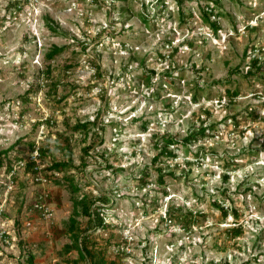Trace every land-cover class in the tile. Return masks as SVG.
Instances as JSON below:
<instances>
[{"label": "rangeland", "instance_id": "obj_1", "mask_svg": "<svg viewBox=\"0 0 264 264\" xmlns=\"http://www.w3.org/2000/svg\"><path fill=\"white\" fill-rule=\"evenodd\" d=\"M205 3L0 0V264H87L70 219L76 234L86 229L74 201L101 193L106 227L90 232V248L106 264H264V76L245 77L264 61V0H219L217 36ZM200 127L205 138L171 144L174 157L154 163L166 139ZM35 147L48 151L34 162L44 184L27 168ZM176 208L192 212L188 230Z\"/></svg>", "mask_w": 264, "mask_h": 264}, {"label": "trees", "instance_id": "obj_2", "mask_svg": "<svg viewBox=\"0 0 264 264\" xmlns=\"http://www.w3.org/2000/svg\"><path fill=\"white\" fill-rule=\"evenodd\" d=\"M177 4V6L182 9L184 7L185 3H189V2H197V3H201L206 2L204 7L200 8L201 11V16L202 19L205 23L208 24L209 28L211 29L212 33L214 34V36H217L218 31L220 30L217 18L220 16V13H214L216 10V6L219 4V0H174ZM159 4L162 5L163 4V0H159ZM18 6V4H15L13 7L16 8ZM18 8V7H17ZM161 9L158 10V16H160ZM180 18L183 21L184 20V14L183 12H181L180 14ZM214 18V20H212ZM142 21L143 22H147L148 19L142 17ZM25 42H27V38H24ZM62 49H57V48H53L47 55L46 58L47 60H52L56 55H58L61 52ZM95 66V70L97 72L98 76L100 75V66L94 64ZM251 66L254 68V72H252L251 70L248 71L245 75V77H256L259 74H262L264 76V61L259 63L258 59H254L251 63ZM258 72V73H256ZM47 73L48 70H47ZM150 74H153V72H150ZM148 76V75H144ZM226 94L228 96V98L230 99V101H233L235 99V97H237L239 95V90L238 89H234V90H226ZM194 101H197V98H194ZM249 116H251L253 119H256L257 117H255L253 115V113H248ZM98 116V115H97ZM240 116V115H238ZM237 117H233V119H236ZM98 123V117L95 118V120L91 123H83V124H78L76 125L73 129L75 131H78L79 129L81 130H86L87 127L89 125H93V126H97ZM99 128L101 130H104V126L100 125ZM142 129L145 130V126H142ZM206 128L200 127L197 131V133L195 134H191L190 136H188L186 139H184L183 141H177L172 139H166V146L163 147L160 151V154L157 155V157L154 158V163L156 161H159V157L160 156H173L174 154L172 153L171 150L168 149V146L171 144H177V143H181L182 146H184L185 144L189 143L190 141H197V140H201L203 138H205V132H206ZM95 135L97 136L98 140H102V137L98 134L95 133ZM30 146H34L33 144H30ZM92 148L89 147L88 149H85V154H88L89 149ZM48 151L46 149H39V156L41 157L42 155L47 154ZM7 155V151H1L0 152V167L3 165V161ZM70 157L71 154L69 153ZM71 161L69 163H52V165L50 166L53 170H58V171H63V170H67L68 168H70L71 166ZM85 166V164H84ZM34 167V163H30L29 165H27L28 170H31V172L33 174H35L36 172L33 169ZM235 166H231L229 164H227V170L228 171H233L235 170ZM7 170L10 171L11 167L8 166ZM158 172V185L163 186L164 185V181H163V175L160 169H157ZM143 182L142 185L139 186V188L141 187H145L148 185V177H149V173L148 171H141L140 172ZM70 181V186L72 188V191L74 193L78 192L80 190V186L76 185L73 183V177H69L68 178ZM165 195L166 192L162 191ZM99 202V206L95 207V203ZM110 202V198L106 195L101 193L99 197H97V199H88L87 197H81V199L79 200H75L74 201V215L76 217H85L87 218V224H86V229H84L81 233H77L75 232L74 229V224H75V220L74 219H70V231L72 232V238H73V246L74 248H76V250L78 251L79 257L83 260L87 261V264H106L105 259H103L99 253H97L96 251H93L92 248H90V236H91V231L93 230H98L101 228L106 227V225H104V220H103V215H102V208H104L108 203ZM214 206L216 209L220 210L222 213L223 218H226L228 216L227 211H225L223 209V207H221L220 204L218 203H214ZM173 211V208H171L167 213L170 216L172 215L171 212ZM176 219L180 220L181 222V226L183 229L188 230L189 228V224L195 219L192 212H189L187 214H183L182 210L180 208H176ZM231 214L236 218L238 216L237 210L233 207L231 210ZM231 233L234 236H239L240 234V230L239 229H232ZM26 261L28 264H32L33 262V257L32 256H27ZM245 264H250V263H245Z\"/></svg>", "mask_w": 264, "mask_h": 264}, {"label": "built area", "instance_id": "obj_3", "mask_svg": "<svg viewBox=\"0 0 264 264\" xmlns=\"http://www.w3.org/2000/svg\"><path fill=\"white\" fill-rule=\"evenodd\" d=\"M33 148H34V146H33ZM33 153H34V155H33L32 158H31V160H32L31 162H32V163H34V162L36 161V157H37V156L39 157V148H36V147H35ZM33 169H34V171L36 172V175H35V179H34V180L37 181V182H40L41 184H44L47 180H46V178L43 177L39 172H37V167H36L35 163H34V167H33ZM44 196H47V195H44ZM39 199H42V196H39ZM33 209H35V210H37V211H40V212H43V213H44V214H43L44 216L47 214V212H46L47 207H46V204H45V202L43 201V199L37 201L36 203H34V205H33ZM28 225H29V224H28ZM6 234H7V233H6L5 231L1 230V231H0V238H3V239L5 240V238L7 237Z\"/></svg>", "mask_w": 264, "mask_h": 264}]
</instances>
